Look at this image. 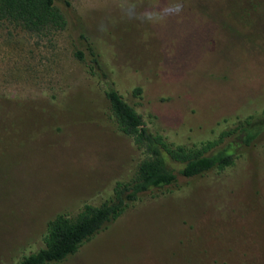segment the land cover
<instances>
[{"label": "rangeland", "instance_id": "rangeland-1", "mask_svg": "<svg viewBox=\"0 0 264 264\" xmlns=\"http://www.w3.org/2000/svg\"><path fill=\"white\" fill-rule=\"evenodd\" d=\"M56 4L66 25L45 36L0 22V264L133 175L141 154L109 88L188 147L264 110V0ZM55 264H264V139L221 171L143 193Z\"/></svg>", "mask_w": 264, "mask_h": 264}, {"label": "trees", "instance_id": "trees-1", "mask_svg": "<svg viewBox=\"0 0 264 264\" xmlns=\"http://www.w3.org/2000/svg\"><path fill=\"white\" fill-rule=\"evenodd\" d=\"M57 1L0 0V22L31 34L48 35L66 25ZM87 48L95 62L93 48L89 45ZM75 56L81 59L83 53L77 51ZM104 94L117 130L129 136L141 154L133 175L128 180L115 181L111 195L99 204L85 203L74 216L61 213L48 220L43 247L21 257L16 264H55L64 260L117 219L143 193L177 186L179 178L221 171L235 163L242 148L264 139L263 110L261 115L241 119L214 139L191 147L173 144L150 130L116 89L109 88Z\"/></svg>", "mask_w": 264, "mask_h": 264}]
</instances>
